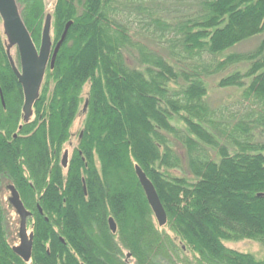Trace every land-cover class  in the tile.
<instances>
[{
    "label": "trees",
    "instance_id": "trees-1",
    "mask_svg": "<svg viewBox=\"0 0 264 264\" xmlns=\"http://www.w3.org/2000/svg\"><path fill=\"white\" fill-rule=\"evenodd\" d=\"M15 1L38 47L43 0ZM50 14L55 40L72 24L27 121L0 33V186L19 189L35 216L25 261L0 203V264H264L225 245L264 246V0H56ZM252 38L254 48L230 51ZM210 77L238 97L210 105ZM135 165L154 185L163 227Z\"/></svg>",
    "mask_w": 264,
    "mask_h": 264
},
{
    "label": "water",
    "instance_id": "water-1",
    "mask_svg": "<svg viewBox=\"0 0 264 264\" xmlns=\"http://www.w3.org/2000/svg\"><path fill=\"white\" fill-rule=\"evenodd\" d=\"M0 18L2 21V31L6 37V53L9 65L23 92V120L27 121L32 115L33 104L39 98V91L46 68L47 66L50 69L54 67L57 53L67 36V32L72 24V21H68L65 24L60 38L55 44H53L50 34L51 14H47L42 27L40 45L37 48L32 41L29 31L22 21L15 0H0ZM12 47L16 48L18 54L20 65L19 69L16 67L10 54V49ZM67 156L68 151L65 150L62 156L63 166H66ZM135 173L143 188L148 204L154 213L158 225L163 226L166 223V212L160 202L154 185L138 165H135ZM8 189L11 191L9 202L20 216V244L18 246H13L12 249L16 254L27 261L30 257L32 245V235H27L26 232V216L29 215V212L20 201L18 193L13 185H8ZM108 223L110 228L115 231L116 224L112 217H109Z\"/></svg>",
    "mask_w": 264,
    "mask_h": 264
},
{
    "label": "rangeland",
    "instance_id": "rangeland-1",
    "mask_svg": "<svg viewBox=\"0 0 264 264\" xmlns=\"http://www.w3.org/2000/svg\"><path fill=\"white\" fill-rule=\"evenodd\" d=\"M55 1L56 0H43V5L45 7V13H50L52 11L54 4H55ZM0 33H1L2 38H3V43L6 46V39H5V36L3 34V31H2L1 23H0ZM141 37H142L141 40L143 42H145L146 41L145 37L144 36H141ZM51 38H52V41L54 44L56 41H58V40L54 39L52 29H51ZM252 39H250V41L241 43V44L233 47L230 51L245 52V51H248V50L254 48L256 46L258 40L254 39V38H252ZM160 46L157 47V50H159V51L161 50V48H163ZM10 54L13 57V60L17 66L18 65V56H17V51H16L15 47H12L10 49ZM17 67H19V65ZM216 80L217 79L215 77L207 78L208 91H207V95H206V100L208 101V103L210 105H218V104L227 103L229 101L235 100L238 97V95L240 93L238 89H236V88L221 89L218 86H216ZM87 91H88V84H85L83 87V90H82V95L86 96ZM82 121H83V114L79 112L78 115L76 116V118L74 119L72 126H71V137L63 145V148H62V151L60 154V159H61V156H62L65 149L68 150V152L71 156V154L74 150V147H76V145H77L78 136L81 133ZM173 173L177 174V175L183 174L182 171H180V170H176V171L174 170ZM8 184H11V183L4 181L0 186V203L2 205V208L4 210V214H5V221H6L5 225H6V229H7V233H8L9 242L12 246H16L19 243V237H18L19 216H18V213L15 211V209L13 208V206L11 205V203L8 200V197L11 196V191L7 188ZM29 231L30 230L28 228V233H29ZM225 245L230 247V248H233L235 250H238V251L251 252V253H253V255H255L258 258L264 256V246L255 242V241H252V240H243L242 239V240H235V241H227V242H225Z\"/></svg>",
    "mask_w": 264,
    "mask_h": 264
},
{
    "label": "flooded vegetation",
    "instance_id": "flooded-vegetation-1",
    "mask_svg": "<svg viewBox=\"0 0 264 264\" xmlns=\"http://www.w3.org/2000/svg\"><path fill=\"white\" fill-rule=\"evenodd\" d=\"M47 68H48V66H47ZM46 68V69H47ZM74 149H75V147H74ZM65 150H67V149H65ZM64 150V151H65ZM68 151V150H67ZM64 153V152H63ZM62 156H63V154H62ZM62 156H61V159H60V164H62L61 163V161H62ZM69 157H70V154H69V152H68V156H67V165H68V161H69ZM67 165H66V167H63L62 165H61V167H62V176L63 177H65L66 176V171H67ZM83 183H84V180H83ZM8 185H13V184H8ZM8 185H7V188H8ZM13 187L15 188V190H16V192L18 193V196H19V199H20V201L22 202V204H23V206L25 207V209L29 212V215L28 216H26V232H27V235H29V234H31L32 235V245H31V253H32V247H33V242H34V232H33V222H31L30 220H32L35 216H33L34 214H33V211H31V210H28L27 209V207L25 206V203H24V201H23V197H22V195H21V193H20V191H19V189H17L14 185H13ZM85 186L83 185V188H84ZM86 192V191H85ZM36 196V198H38L39 197V195H35ZM38 196V197H37ZM10 197V196H9ZM9 197H8V200H9ZM36 207H37V210H38V213L40 214V215H43V212H42V210L39 208V205L37 204L36 205ZM18 216H19V214H18ZM109 219V218H108ZM45 220L47 221L48 219L45 217ZM109 224V223H108ZM19 225H20V216H19ZM28 228H29V233H28ZM18 237H19V229H18ZM62 240V239H61ZM62 242H63V240H62ZM20 244V238H19V243L16 245V246H18ZM46 251H47V253H49V250H48V248L46 249ZM31 253H30V257H29V259L27 260V261H29V260H31ZM22 258V257H21ZM23 259V258H22Z\"/></svg>",
    "mask_w": 264,
    "mask_h": 264
},
{
    "label": "bare ground",
    "instance_id": "bare-ground-1",
    "mask_svg": "<svg viewBox=\"0 0 264 264\" xmlns=\"http://www.w3.org/2000/svg\"><path fill=\"white\" fill-rule=\"evenodd\" d=\"M61 163H62V161H61ZM62 165V164H61ZM66 165H67V163H66ZM63 166V165H62ZM63 167H66V166H63ZM83 190H84V192L86 191V188L84 187L83 188ZM148 202V201H147ZM39 208L41 209V207H40V205H39ZM152 214H153V216H154V213H153V211H152ZM154 219H155V221H156V218H155V216H154ZM166 222H167V216H166ZM156 224L158 225V223H157V221H156ZM166 224V223H165ZM164 224V225H165ZM163 225V226H164ZM159 226V225H158ZM163 226H159V227H163ZM109 228H110V225H109ZM110 231L114 234L115 232H116V229H115V231H113L111 228H110ZM130 257V254H128V253H126V260L128 259ZM80 264H85V263H83V262H81Z\"/></svg>",
    "mask_w": 264,
    "mask_h": 264
}]
</instances>
